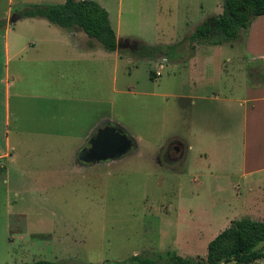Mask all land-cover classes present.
Segmentation results:
<instances>
[{
    "label": "rangeland",
    "instance_id": "obj_1",
    "mask_svg": "<svg viewBox=\"0 0 264 264\" xmlns=\"http://www.w3.org/2000/svg\"><path fill=\"white\" fill-rule=\"evenodd\" d=\"M18 1L12 6L0 0V21L35 4ZM95 1L109 12L118 39L169 45L222 14L225 0ZM251 25L233 43L197 46L213 83L188 104L175 95L188 92L183 62L191 42L177 61L123 51L119 88H135L109 94L114 104L106 105L111 124L134 139L121 158L84 162L82 137L58 135L54 159L45 133L24 136L25 144L12 128L19 148L0 169V264H106L133 255L168 260L174 253L205 257L209 242L233 221H264V93L256 91L264 87V60L254 55L264 52V16ZM247 83L254 88L249 94ZM171 142L185 145L182 162L164 156Z\"/></svg>",
    "mask_w": 264,
    "mask_h": 264
},
{
    "label": "crops",
    "instance_id": "obj_2",
    "mask_svg": "<svg viewBox=\"0 0 264 264\" xmlns=\"http://www.w3.org/2000/svg\"><path fill=\"white\" fill-rule=\"evenodd\" d=\"M19 1L18 4L25 2ZM27 1L63 3L66 0ZM15 2L10 0L12 6ZM116 34L120 37L118 32ZM199 44L202 43L191 42L192 52L183 60L188 92L175 97L185 104L189 99L200 97L202 87L213 83L204 68L208 59L198 54ZM122 53L107 50L79 28L67 30L45 18L18 19L12 25L7 22L5 29L0 30V169L6 168L4 162L14 161L13 151L19 148L10 136L12 128L23 137L25 144L28 142L24 136L45 133L44 144H49L47 152L53 158L58 150V135L62 138L80 136V143L87 144L99 126L107 121L112 123L106 105L114 104V98L109 100L108 95L131 94L135 88L133 85L125 86L128 90L119 88ZM254 55L264 60V52H254ZM246 89L249 94L254 88L247 83ZM256 89L264 93V87ZM252 100L249 98L247 102ZM258 107L253 105L254 110ZM86 120L93 122L86 129L78 128ZM60 126L64 129L59 130ZM60 143L67 142L63 139Z\"/></svg>",
    "mask_w": 264,
    "mask_h": 264
},
{
    "label": "trees",
    "instance_id": "obj_3",
    "mask_svg": "<svg viewBox=\"0 0 264 264\" xmlns=\"http://www.w3.org/2000/svg\"><path fill=\"white\" fill-rule=\"evenodd\" d=\"M16 15L19 19L45 18L67 30L79 28L90 37L96 38L107 50H118V37L109 12L98 1L66 0L63 3L28 4L18 10ZM261 15H264V0H225L223 13L206 19L192 35L169 45L141 41L131 53L141 59L165 58L177 61L186 41L211 45L233 43L241 37L242 31L249 29L253 20ZM6 24L5 20L0 21L1 31L5 29ZM260 259H264V221L247 217L233 221L211 240L205 257H184L174 253L168 260H159L155 256L133 255L125 260L106 264H253ZM24 264L60 263L38 260Z\"/></svg>",
    "mask_w": 264,
    "mask_h": 264
},
{
    "label": "water",
    "instance_id": "obj_4",
    "mask_svg": "<svg viewBox=\"0 0 264 264\" xmlns=\"http://www.w3.org/2000/svg\"><path fill=\"white\" fill-rule=\"evenodd\" d=\"M19 18L15 14L8 24H14ZM118 50L134 51L140 41L127 38H119L117 41ZM134 139L120 126L107 121L99 126L86 146L81 150L79 158L84 162L96 163L111 161L127 155L135 143Z\"/></svg>",
    "mask_w": 264,
    "mask_h": 264
},
{
    "label": "flooded vegetation",
    "instance_id": "obj_5",
    "mask_svg": "<svg viewBox=\"0 0 264 264\" xmlns=\"http://www.w3.org/2000/svg\"><path fill=\"white\" fill-rule=\"evenodd\" d=\"M187 149L185 145L181 142L178 145L174 143H167L164 156H166L167 161L169 162H182L186 156Z\"/></svg>",
    "mask_w": 264,
    "mask_h": 264
},
{
    "label": "built area",
    "instance_id": "obj_6",
    "mask_svg": "<svg viewBox=\"0 0 264 264\" xmlns=\"http://www.w3.org/2000/svg\"><path fill=\"white\" fill-rule=\"evenodd\" d=\"M157 75H160V72H157Z\"/></svg>",
    "mask_w": 264,
    "mask_h": 264
}]
</instances>
